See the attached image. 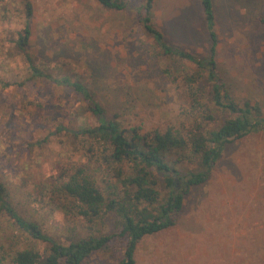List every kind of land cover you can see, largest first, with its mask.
Instances as JSON below:
<instances>
[{"label": "rangeland", "instance_id": "374dc122", "mask_svg": "<svg viewBox=\"0 0 264 264\" xmlns=\"http://www.w3.org/2000/svg\"><path fill=\"white\" fill-rule=\"evenodd\" d=\"M126 1L119 11L98 0H0V182L14 209L58 243L89 232H119L116 213L96 220L95 228L78 214V202L61 190L74 168L86 167L107 198L134 189L124 188L117 176L120 168L121 178L130 176V164L100 159V149L94 154L88 138L71 133L98 120L79 93L56 79L83 82L107 116L125 128L139 126L143 134L171 130L189 144L196 125L212 130L235 116L212 106L207 79L199 83L204 92L199 105L193 102L181 68L193 72L196 65L155 49L137 13L146 0ZM213 1L216 61L225 88L236 102L249 101L264 115V0ZM153 13L169 44L205 57L211 41L200 0H154ZM27 23L30 36L23 51L17 40ZM27 54L53 79L32 77ZM207 105L214 122L202 117ZM180 156L174 150L169 157ZM177 163L182 174L202 168L192 155ZM158 175L163 190L165 174ZM119 239L85 264H118L125 249ZM25 248L49 251L0 207V264H13L14 254ZM135 260L264 264V129L226 144L207 180L186 191L175 224L143 237Z\"/></svg>", "mask_w": 264, "mask_h": 264}, {"label": "trees", "instance_id": "16d2710c", "mask_svg": "<svg viewBox=\"0 0 264 264\" xmlns=\"http://www.w3.org/2000/svg\"><path fill=\"white\" fill-rule=\"evenodd\" d=\"M200 1L211 41L205 57L188 49L173 46L165 40L163 33L153 23L154 0H146L143 11L137 13L144 29L153 37L155 49L171 59H186L196 65L197 69L193 72H190L189 67L185 65L181 68L184 72L182 80L189 89L193 102L199 105V98L204 93L199 83L207 79L211 87L207 96L212 106L235 116L227 117L212 130L205 129L202 124L196 125L192 130L194 137L189 144L186 139L171 130L155 129L143 134L139 126L125 128L119 121L107 116L104 106L94 98L83 82L73 80L70 76L56 79L55 82L71 87L79 93L98 120L97 125L78 131L72 130L71 133L88 138L91 141L90 149L94 154H98L96 150L100 149L98 155L100 159L113 160L120 165L130 164L132 169L130 176L121 178L122 168L119 169L117 176L124 184V188L133 187L134 191L124 196L118 195L119 198H107L96 181L87 173L86 167L74 168L62 183L61 190L78 202V214L91 222L94 227L96 220H101L106 213H116L120 218L119 232L116 234L89 232L84 236H75L66 244L58 243L36 222L23 218L7 200L6 187L0 182L1 209L13 217L24 232L49 245L47 253L34 248L17 251L12 257L13 264H85L91 255L114 242L116 236L120 238L119 241L125 248L118 264H137L135 251L139 241L146 235L157 233L175 224V216L183 207L186 191L207 180L211 168L226 144L253 131L264 129V115L261 108L252 105L249 101L239 104L225 88L216 61L218 36L215 30L214 1ZM98 2L106 8L119 11L124 10L128 4L126 0H98ZM27 6L28 15H31V6L29 3ZM29 36L30 29L27 23L20 31L17 40L23 51ZM27 59L33 70L32 77L42 76L53 79L52 75L44 73L33 64L30 54H27ZM166 72L170 73V69ZM204 109L202 117L214 122L212 107L207 105ZM174 150L181 152L180 158L176 160L169 157ZM191 155L198 157L202 168L182 174L177 162L190 158ZM159 173L165 174L163 190L160 189ZM161 196H163L162 200H160Z\"/></svg>", "mask_w": 264, "mask_h": 264}]
</instances>
